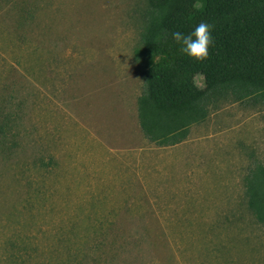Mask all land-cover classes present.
<instances>
[{
	"label": "rangeland",
	"instance_id": "1",
	"mask_svg": "<svg viewBox=\"0 0 264 264\" xmlns=\"http://www.w3.org/2000/svg\"><path fill=\"white\" fill-rule=\"evenodd\" d=\"M146 7L0 0V264H264V104L221 97L182 142L149 141Z\"/></svg>",
	"mask_w": 264,
	"mask_h": 264
},
{
	"label": "trees",
	"instance_id": "2",
	"mask_svg": "<svg viewBox=\"0 0 264 264\" xmlns=\"http://www.w3.org/2000/svg\"><path fill=\"white\" fill-rule=\"evenodd\" d=\"M143 19L141 39L150 59L138 118L149 141L182 142L221 97L264 104V0H147ZM201 20L211 25L213 40L207 58L198 61L181 52L171 33L187 34ZM246 196L264 224V164L249 170Z\"/></svg>",
	"mask_w": 264,
	"mask_h": 264
},
{
	"label": "clouds",
	"instance_id": "3",
	"mask_svg": "<svg viewBox=\"0 0 264 264\" xmlns=\"http://www.w3.org/2000/svg\"><path fill=\"white\" fill-rule=\"evenodd\" d=\"M171 36L180 45L181 52L188 57L198 61L207 58L213 40L211 25L207 21L201 20L187 34L173 31Z\"/></svg>",
	"mask_w": 264,
	"mask_h": 264
}]
</instances>
